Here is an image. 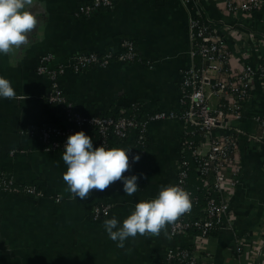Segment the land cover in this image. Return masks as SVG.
<instances>
[{
    "label": "crops",
    "instance_id": "obj_1",
    "mask_svg": "<svg viewBox=\"0 0 264 264\" xmlns=\"http://www.w3.org/2000/svg\"><path fill=\"white\" fill-rule=\"evenodd\" d=\"M88 1L36 0L42 24L33 42L16 55L0 53V76L10 80L17 93L14 99L0 98V174L16 186L34 185L40 192L37 197L0 192V264H158L166 247L187 242L163 233L137 235L119 248L103 222L115 217L122 226L137 203L156 198L162 187L175 185L177 160L190 128L178 119L148 125L146 148L129 175L139 177L134 195H126L118 181L103 192L94 190L87 200L73 199L63 180L67 170L63 153L45 151L39 136L43 126L63 121L60 108L47 100V77L36 71L43 55H52L56 65L80 52L118 54L121 42L129 38L137 51L135 61L113 60L106 67L81 72L67 69L59 78L64 95L84 115L116 113L131 102L139 103L144 112L178 111L181 72L192 61L189 16L198 4L212 21L234 26L229 34L231 69H239L240 54L245 52L253 64L264 67V7L253 17H234L222 9L220 0H117L111 8L88 16L77 14L78 6ZM210 103L216 105L215 96ZM261 119L264 79L258 78L243 103L242 118L229 122L241 131L235 151L241 181L230 199L229 218L204 240L200 252L204 264H264ZM83 131L94 145L93 131L87 127ZM192 139L198 141L197 136ZM186 154L190 156L189 151ZM189 180L204 190L194 168ZM97 203L110 205L107 216L92 217L91 208Z\"/></svg>",
    "mask_w": 264,
    "mask_h": 264
},
{
    "label": "built area",
    "instance_id": "obj_2",
    "mask_svg": "<svg viewBox=\"0 0 264 264\" xmlns=\"http://www.w3.org/2000/svg\"><path fill=\"white\" fill-rule=\"evenodd\" d=\"M117 0H89L77 8V14L88 16L95 11L113 7ZM183 3H197L200 0H181ZM222 9L234 17L241 14L252 16L264 7V0H220ZM189 16V37L191 42V63L181 72L179 104L182 109L144 112L137 102L121 106L114 114L84 115L63 93L59 78L67 70L81 72L93 67L103 68L113 60L132 62L137 59V51L129 38L121 42L118 54L80 52L66 62L52 64L53 57L45 54L36 68L38 74L49 81L47 100L62 111L60 124L46 125L39 130L45 151H64L69 135L83 131L84 127L93 131L94 145L106 149L132 148L129 153L131 167L124 175L129 176L135 165L133 157L139 155L138 145H143L146 130L153 121L178 119L190 129V138L184 141L182 152L177 160L175 185L191 193L192 209L183 215L176 224L168 227L172 239L181 238L185 243L170 245L159 256L158 264H204L200 255L205 238L223 226L229 218L230 199L241 181V167L235 160L239 142V129L230 127V120L242 118L243 103L249 97L253 81L264 79V67L248 60L249 53L240 54V67L230 68L233 53L230 50L229 34L234 26L221 21H212L198 4ZM253 17V16H252ZM212 96L216 105L210 103ZM264 125V120L261 119ZM192 136H197L198 141ZM204 151H201L202 147ZM189 150L193 168L203 182L205 203L199 214H195L198 196L186 188L190 161L182 157ZM0 192H24L37 197L40 192L34 185L16 186L13 180L0 174ZM58 199V198H57ZM109 204L97 203L91 208L94 219L107 216ZM239 244V243H238ZM240 252V246L236 247Z\"/></svg>",
    "mask_w": 264,
    "mask_h": 264
},
{
    "label": "clouds",
    "instance_id": "obj_3",
    "mask_svg": "<svg viewBox=\"0 0 264 264\" xmlns=\"http://www.w3.org/2000/svg\"><path fill=\"white\" fill-rule=\"evenodd\" d=\"M34 8L38 11L33 12ZM39 13L36 0H0V53L16 55L33 42L42 24ZM16 95L10 80L0 76V98L14 99ZM131 149H106L103 145L94 148L92 138L84 131L69 135L62 155L67 165L63 174L66 190L73 199L87 200L94 190L103 192L121 181L125 194L134 195L139 190V177L124 175L131 167ZM140 158L135 155L132 159L138 162ZM191 209V193L169 185L162 187L156 198L137 203L122 226L113 217L104 220V229L119 248H124L125 241L137 235L159 237L163 233L170 238L168 226L176 224Z\"/></svg>",
    "mask_w": 264,
    "mask_h": 264
},
{
    "label": "trees",
    "instance_id": "obj_4",
    "mask_svg": "<svg viewBox=\"0 0 264 264\" xmlns=\"http://www.w3.org/2000/svg\"><path fill=\"white\" fill-rule=\"evenodd\" d=\"M178 85H180V84H178ZM180 109H182V107ZM112 114L116 115L115 113H112ZM188 131H189V129H187L185 131V136H184L185 139H188L190 137L189 136V133L187 134ZM146 144H147V137H146L145 143L143 145H138L137 146V150H138L140 156L142 155L143 151L145 150ZM188 151L189 150H185L183 152V154H182V157L185 158V159H187L188 161H190V164H191V161H193V159L191 158V155L188 157V155L186 154V152H188ZM189 153H190V151H189ZM191 169H193V168L190 166V168L188 170V176H187V181H186V188L188 190H190L193 194H195V195L198 196L199 202H198V205L196 206V209H198V208H200L205 203V191L202 190V189H196L197 182H194V183H191L190 182L189 177H190Z\"/></svg>",
    "mask_w": 264,
    "mask_h": 264
}]
</instances>
